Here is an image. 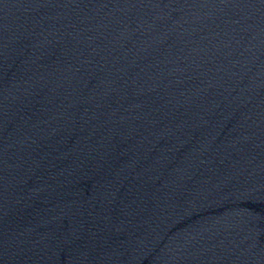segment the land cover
<instances>
[{
    "label": "water",
    "instance_id": "1",
    "mask_svg": "<svg viewBox=\"0 0 264 264\" xmlns=\"http://www.w3.org/2000/svg\"><path fill=\"white\" fill-rule=\"evenodd\" d=\"M0 264H264V0H0Z\"/></svg>",
    "mask_w": 264,
    "mask_h": 264
}]
</instances>
